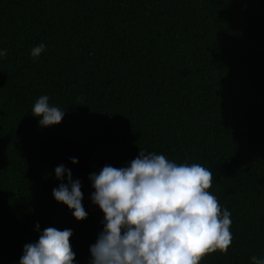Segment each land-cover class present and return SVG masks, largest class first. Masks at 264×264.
<instances>
[{"label": "trees", "instance_id": "16d2710c", "mask_svg": "<svg viewBox=\"0 0 264 264\" xmlns=\"http://www.w3.org/2000/svg\"><path fill=\"white\" fill-rule=\"evenodd\" d=\"M0 49V264L48 227L88 264L104 219L88 176L140 149L212 172L233 239L200 264L264 258V0H0ZM42 95L59 124L31 114ZM61 164L83 221L52 195Z\"/></svg>", "mask_w": 264, "mask_h": 264}, {"label": "clouds", "instance_id": "9594fccd", "mask_svg": "<svg viewBox=\"0 0 264 264\" xmlns=\"http://www.w3.org/2000/svg\"><path fill=\"white\" fill-rule=\"evenodd\" d=\"M45 48L43 43L34 47L31 57L35 60ZM6 56L7 50L0 49V57ZM49 100L42 95L32 107L40 127L64 118L65 111ZM54 171L60 181L52 189L55 201L66 205L77 221L85 220L81 181L63 164ZM88 179L94 189L90 200L104 213L103 230L89 246L88 264H200L207 254L227 253L232 243L231 212L222 211L208 191L213 174L200 164H177L140 149L126 166L105 165ZM73 234L69 228H45L36 242L23 246L18 264H74ZM250 259L251 264H264V258Z\"/></svg>", "mask_w": 264, "mask_h": 264}]
</instances>
